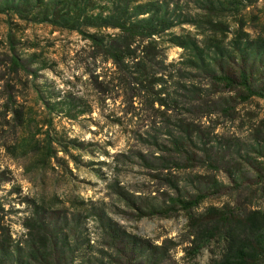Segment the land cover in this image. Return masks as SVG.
<instances>
[{
  "label": "rangeland",
  "instance_id": "1",
  "mask_svg": "<svg viewBox=\"0 0 264 264\" xmlns=\"http://www.w3.org/2000/svg\"><path fill=\"white\" fill-rule=\"evenodd\" d=\"M240 66L264 86V0H0V263L232 264L216 216L264 214Z\"/></svg>",
  "mask_w": 264,
  "mask_h": 264
},
{
  "label": "trees",
  "instance_id": "2",
  "mask_svg": "<svg viewBox=\"0 0 264 264\" xmlns=\"http://www.w3.org/2000/svg\"><path fill=\"white\" fill-rule=\"evenodd\" d=\"M117 29H129L117 22L114 25ZM215 80L224 84L230 91H242L247 95L246 99L256 97L264 100V86L256 89L254 82V74L251 69L243 66L238 67L235 73H228ZM261 177V176H260ZM205 195L196 196L192 201H180L177 203L185 210L197 208L205 199ZM230 209L227 212L222 211L216 216L217 223L224 227L236 225L239 228V234L236 237L237 247L230 249V257H226V262L232 261V264H262L264 263V214L259 210H251L249 213ZM1 264V263H0Z\"/></svg>",
  "mask_w": 264,
  "mask_h": 264
}]
</instances>
